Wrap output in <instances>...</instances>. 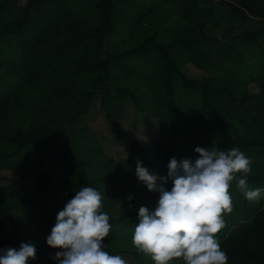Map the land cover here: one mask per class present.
Here are the masks:
<instances>
[{"label": "trees", "instance_id": "trees-1", "mask_svg": "<svg viewBox=\"0 0 264 264\" xmlns=\"http://www.w3.org/2000/svg\"><path fill=\"white\" fill-rule=\"evenodd\" d=\"M68 1L28 0L20 5L19 0H0V141L12 149L0 153V160L11 161L30 149L41 153L35 167L21 172L6 187L7 195L0 194V201L21 199L33 186L41 187L16 218L0 208V230L14 229L4 248L18 249L31 241L37 245L36 259L28 264H56L46 256L53 249L46 239L75 190H99L110 224L127 225L126 219L138 218V213L114 219L110 210L117 202L159 196L139 181L137 161L166 177L170 159L195 161L197 146L245 152L252 161L249 186L264 187V0H96L100 25L92 28ZM209 20L217 25L227 20L229 26L254 21L257 27L237 36L228 31L197 37ZM147 23L140 47L124 51L116 46L103 56L110 33ZM250 48L260 61L251 79L260 88L258 94L236 84L216 89L210 80L191 79L183 71L188 64L204 72L244 66ZM185 91L201 95L200 111L210 115L206 125L197 123L184 106ZM98 97L108 121L128 139L124 158L107 154L95 134L78 126ZM125 98L159 121V133L148 145L114 120L124 110ZM164 187L170 190L172 181ZM229 192L232 210L222 213L229 222L217 234L228 264H264V202L248 201L236 181Z\"/></svg>", "mask_w": 264, "mask_h": 264}, {"label": "clouds", "instance_id": "clouds-1", "mask_svg": "<svg viewBox=\"0 0 264 264\" xmlns=\"http://www.w3.org/2000/svg\"><path fill=\"white\" fill-rule=\"evenodd\" d=\"M195 161L171 158L166 177L150 173L137 161L135 174L149 191L159 192L154 210L141 206L132 233L133 245L149 255L154 264H228L217 234L225 227L222 213L232 210V182L248 201L264 197V187H251V158L238 148L217 150L197 146ZM237 173L243 175L237 178ZM172 181L170 190L164 187ZM103 194L94 187L75 190L56 217L46 242L62 249L52 257L56 264H128L120 255L106 251L104 239L112 225L102 211ZM131 200L132 198L129 197ZM37 245L21 243L0 249V264H28L36 259Z\"/></svg>", "mask_w": 264, "mask_h": 264}, {"label": "rangeland", "instance_id": "rangeland-1", "mask_svg": "<svg viewBox=\"0 0 264 264\" xmlns=\"http://www.w3.org/2000/svg\"><path fill=\"white\" fill-rule=\"evenodd\" d=\"M28 0H19L20 5H25ZM96 0H69L67 6L76 13V15L84 22L88 28L98 27L100 25L98 13L95 8ZM204 30L196 33L197 37H208L210 35H221L223 32H228L229 35H241L245 30H253L257 27L254 21L251 22H237L229 26L227 20H223L220 25H217L213 20L206 23ZM149 23L145 28H132L126 31L123 28H117L116 31L110 33L105 40V47L103 48V56L108 50L119 46L121 50L127 51L130 49L140 47L146 38ZM260 49L264 51V39L260 40ZM260 67V61L257 60L252 52V49L244 56V66H235L224 71L221 68L215 67L207 72L196 69L193 65L188 64L183 67L184 73L191 79H198L200 81L210 80L211 85L216 89L225 86H233L236 84L240 89H246L252 94L260 93V88L256 83H251L254 74ZM245 84V85H244ZM183 103L186 109L192 111L195 115L193 119L200 125H206L210 121V115L207 112L200 111L201 95L195 92H183ZM100 98H96L92 106L91 112L87 114L78 125L87 127L100 140L101 145L107 154L115 159H121L127 156L128 139L120 134L115 126L106 118L105 111L100 105ZM115 102V101H114ZM119 101L115 103L118 105ZM124 110L120 115L114 118L118 126L122 130L133 132L138 140L143 145H148L152 138H155L159 133V121L151 113H143L137 110L134 103L129 98L121 100ZM12 149L0 141V153L10 154ZM41 153L37 150H29V152L19 155L16 159L11 161L0 160V194L7 195L6 187L11 184L13 180L20 177V173H28L33 169L36 162L39 161ZM57 169V168H56ZM53 172L55 177H58V170ZM58 171V172H57ZM41 189L40 185L33 186L21 198L5 197L0 201V208L4 210L5 216L16 218L24 210H26L33 202L38 191ZM123 198L125 195L122 193ZM159 196L156 194L139 195L130 203L119 201L110 210L114 219H118L125 215L137 214L141 206H146L150 210L155 209ZM254 205H262L264 197L253 201ZM225 225L228 217H225ZM127 225L115 223L112 225L111 232L105 239L106 251L112 255H120L128 261V264H154L149 255L140 252L132 243V233L134 231L138 218H127ZM227 227V226H226ZM14 236L13 228H6L0 230V249H4V243ZM60 250L52 249L46 251V256L50 259L55 256V253ZM172 264H183L182 259L175 260Z\"/></svg>", "mask_w": 264, "mask_h": 264}]
</instances>
